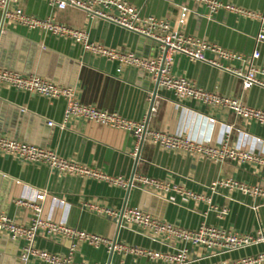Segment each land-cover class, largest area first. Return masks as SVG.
Wrapping results in <instances>:
<instances>
[{
	"label": "crops",
	"instance_id": "obj_1",
	"mask_svg": "<svg viewBox=\"0 0 264 264\" xmlns=\"http://www.w3.org/2000/svg\"><path fill=\"white\" fill-rule=\"evenodd\" d=\"M138 7L142 15H155L178 27L179 8L186 5L190 13L181 30L231 51L250 55L261 52L257 63L264 67V43L257 41L259 19L239 16L221 10L213 17L200 3L186 0H126ZM264 16V0H221ZM26 14L45 18L55 16L59 22L89 32L93 42L132 51L142 57H153L159 44L151 37L129 30L103 18L90 16L82 9L50 6L43 0H23ZM208 57L214 54L207 52ZM224 67H240L239 61L221 62ZM0 67L25 75L35 74L55 84L73 88L83 104L117 112L123 117L146 121L149 129L163 130L208 145L228 143L264 158V124L243 119L222 108L189 99L180 100L173 92L159 88L151 77L132 67L121 70L118 64L83 51L72 41L40 30H30L10 23L0 9ZM173 72L184 76L210 92L241 98L264 111V87L244 89L240 77L223 67L192 61L185 54L174 56ZM154 101V110L151 104ZM64 98L49 99L34 93L0 86V134L30 144L55 150L60 156L98 168L112 176L131 181L151 177L169 182L162 191L135 182L131 187L111 186L94 179L63 175L45 164L22 162L0 154V211L16 222L31 223L35 214L17 203L18 199L34 201L42 191L43 216L67 226L106 237L110 241L140 249L175 253L184 246L177 240L155 239L137 226L129 227L90 210L96 203L121 212L139 208L162 220L186 229L202 223L237 233H264V199L230 187L211 185L216 181L235 179L248 185L264 186V165L235 160L214 162L182 151L166 150L136 138L121 129L100 125L85 119L65 120ZM49 122H53L50 125ZM181 187L202 198L196 199L175 190ZM210 199V200H209ZM25 241L0 235V264H24L21 254ZM38 248L67 255L70 241L40 233ZM188 264H218L261 252L263 245L212 256L209 250L187 245ZM75 264H163L145 255L113 251L80 243L73 256ZM27 264H45L31 258Z\"/></svg>",
	"mask_w": 264,
	"mask_h": 264
},
{
	"label": "built area",
	"instance_id": "obj_2",
	"mask_svg": "<svg viewBox=\"0 0 264 264\" xmlns=\"http://www.w3.org/2000/svg\"><path fill=\"white\" fill-rule=\"evenodd\" d=\"M22 1L0 0V9L4 12L5 19L10 23L68 39L79 45L87 53L117 63L119 70L125 67L138 69L148 74L158 88L173 92L180 100L189 99L207 106L226 109L243 119L264 124L263 110L246 105L241 98L210 92L199 87L190 79L173 72L174 56L185 54L192 61L209 63L232 72L241 78L244 89H250L255 85L264 87V67L257 63L261 56L259 49L254 50L250 55H244L184 33L180 27L186 24L190 13V9L186 5L180 6L177 19L178 27H174L166 19L158 18L155 15H142L138 7L126 0H43L50 6L59 9H65L68 6L82 9L92 17L109 20L129 30L151 37L159 44L160 50L153 57H142L132 51L93 42L87 30L59 22L55 16L39 18L28 15L21 5ZM186 1L200 3L205 6L209 17L225 10L239 16L259 19L261 26L257 41L264 43L263 15L221 0ZM207 52L214 54V57H208ZM223 60L239 61L241 66L224 67L221 63ZM0 86L34 93L49 99L64 98L67 102L65 120L81 118L103 126L121 129L132 134L138 143L147 140L166 150L182 151L187 154L205 157L214 162L235 160L240 163L257 162L264 165L263 157L248 150L230 146L228 143L219 146L204 144L163 130L149 129L146 121L136 122L123 117L117 112L83 104L77 100L73 88L55 84L35 74L25 75L9 68L0 67ZM153 110L154 105L151 107V112ZM49 124L53 125L54 123L49 122ZM0 154L11 155L22 162L45 164L63 175L94 179L111 186L127 188L137 182L156 190L169 191L171 188L169 182L151 177L140 176L129 181L122 176H112L98 168L64 158L53 149L42 148L2 134H0ZM218 186L230 187L231 189L240 190L244 194L264 199V186L261 185L252 186L235 179H226L214 182L211 189L215 190ZM174 188L186 196L196 199L202 198L200 195L186 191L179 186ZM45 197L46 193L42 191L36 195L34 201L17 200L19 205L34 211L35 216L28 225L20 224L0 211V235L9 234L13 239H22L26 242L21 254V260L24 264H27L31 258L39 259L45 264H75L73 256L80 243H87L94 247L103 246L110 251L145 255L163 264L190 263V251L187 245L209 250L212 256L231 253L260 244L264 247V233L262 231L254 235L237 233L207 223H202L196 229H186L139 208H125L119 212L96 203L86 204L90 210L98 214L120 218L129 227L137 226L142 233L144 232L152 238L157 239L163 236L166 240H177L184 244L175 253H162L151 249L130 247L114 243L101 235L46 219L43 216L42 207ZM40 233L69 240V253L67 255L57 254L38 248L35 241ZM218 264H264V249L252 256L236 260H225Z\"/></svg>",
	"mask_w": 264,
	"mask_h": 264
},
{
	"label": "water",
	"instance_id": "obj_3",
	"mask_svg": "<svg viewBox=\"0 0 264 264\" xmlns=\"http://www.w3.org/2000/svg\"><path fill=\"white\" fill-rule=\"evenodd\" d=\"M158 86L156 85V87H155V94H154V97H155V95H156V93H157V91H158ZM154 105V101L152 102V104H151V107ZM131 187V186H130ZM120 223H122V219H120ZM112 253H113V250L111 251Z\"/></svg>",
	"mask_w": 264,
	"mask_h": 264
}]
</instances>
